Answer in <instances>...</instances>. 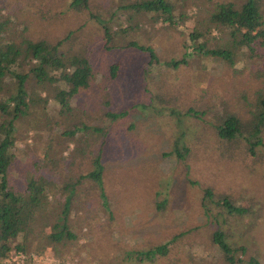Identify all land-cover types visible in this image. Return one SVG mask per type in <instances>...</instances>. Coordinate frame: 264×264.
<instances>
[{"label":"rangeland","instance_id":"obj_1","mask_svg":"<svg viewBox=\"0 0 264 264\" xmlns=\"http://www.w3.org/2000/svg\"><path fill=\"white\" fill-rule=\"evenodd\" d=\"M73 2L0 0V8L3 15L12 16L16 37L26 27L25 35L35 40L70 35L63 50L91 59L96 81L71 101L74 113L63 112L53 119L51 107L49 117L53 122L61 119L60 128L67 130L81 123L107 130L103 165L109 209L102 206L97 184L84 180L72 199L70 217L78 240L45 253L39 248L29 253L13 250L0 264H229L213 241L220 227L229 244L245 247L244 255L237 256L264 264V147L253 157L244 141L223 142L213 127L217 114L224 112L237 113L244 122L253 120L257 91L264 87L257 71H264V48L257 53L256 65L249 52L241 53L235 70L201 55L189 57L188 64L178 69L151 65L147 53L121 47L135 42L153 48L161 61L182 60L192 50L189 34L207 18L203 2L207 6L208 0H181L188 20L176 27L153 22L143 12L120 10L129 0H88V8L79 10ZM94 15L106 22L114 37L111 42ZM115 65L117 78L109 81ZM190 107L209 114L198 120L173 113H185ZM126 110L131 112L117 120L105 115ZM62 131L52 134L51 153L61 151L65 159L58 170L80 179L94 170L101 136L89 139L84 155L75 142L62 140ZM82 137L87 138L79 134L76 139ZM32 138L31 149H37L33 158H44L51 136ZM176 144L189 148L185 159L176 153ZM207 190L212 199L205 196ZM224 197L248 209V218L222 217L226 213L218 201ZM167 243L169 255L158 260L141 262L127 256L129 251Z\"/></svg>","mask_w":264,"mask_h":264},{"label":"trees","instance_id":"obj_2","mask_svg":"<svg viewBox=\"0 0 264 264\" xmlns=\"http://www.w3.org/2000/svg\"><path fill=\"white\" fill-rule=\"evenodd\" d=\"M129 2L122 5L120 10L143 12L152 18L153 22L161 20L171 27H176L180 22L185 23L188 20L180 7L181 0H129ZM72 6L78 10L83 6L88 8V0H74ZM203 6L207 11V18L189 34V40L193 43L192 50L186 53L182 60L161 61L153 48L140 46L135 42L121 48L145 52L150 57L151 65L163 63L166 67L174 69L187 65L189 57L201 55L226 62L235 70L238 56L243 52L247 55L250 53L248 58H255L256 65V58L260 57L257 53L264 48V0H215V2L208 0L207 6L205 2ZM2 8H0V262L9 258L13 250L29 253L39 248V251L45 253L59 249L65 243L76 242L78 236L72 230L70 219L72 199L76 197L77 186L86 179L97 184L102 206L109 209L103 165L107 130L85 123L67 130L60 128L64 125L61 119L53 122L49 117L51 107L55 112L53 119L56 115L61 117L63 112L74 113L71 101L82 90H90L96 81L91 59L84 55L85 53L63 50L70 35L55 41L35 40L25 35L26 27L19 37H16L18 31L14 28L12 16L3 15ZM94 16L100 24H106L103 19ZM104 26V37L109 43L114 37L109 27ZM214 32H217L216 36L213 35ZM205 41H214L216 45L201 44ZM259 69L258 76L264 79V71ZM252 70L255 71L254 67ZM118 71V65L111 68L112 77L109 81L117 78ZM139 106L146 107L145 104ZM255 107L256 112L251 111L254 117L251 122H244L237 113L224 112L217 114L218 120L213 125L223 142L232 144L244 141L246 150L253 157H257L259 150L264 147V87L257 91ZM130 112L126 110L105 115L107 118L117 120L126 117ZM173 113L178 117H193L198 120H203L209 114L208 111L194 107H190L185 113L178 111ZM58 129L63 130L62 140L69 138L72 143L75 142L84 155L88 153L87 147L84 146H88L89 139L101 136L99 138L102 142L96 149L93 171L81 176L80 179H74L72 175L58 170V164L65 159L60 156L59 150L51 153L54 141L52 134ZM79 134L87 138L76 139ZM40 136L45 140L51 136V141H48L44 158L36 159V156L33 158V154L37 153V149H31L28 139L30 137L38 139ZM175 150L181 159H185V155L190 151L186 146L180 149L179 144H176ZM205 196L212 199L213 194L207 190ZM218 204L226 213H221L222 217L245 219L250 213L248 209L235 206L228 197L218 201ZM207 212H210L209 209ZM226 237V232L220 227L213 238L214 243L223 252L225 262L261 264L255 258L244 261L241 256H237L238 252L244 255L245 247H233L226 241ZM169 247L167 243L146 251H129L127 256L141 262L154 261L168 256Z\"/></svg>","mask_w":264,"mask_h":264}]
</instances>
